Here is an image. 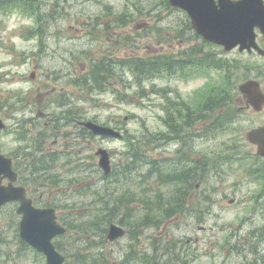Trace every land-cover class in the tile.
<instances>
[{"label": "rangeland", "instance_id": "rangeland-1", "mask_svg": "<svg viewBox=\"0 0 264 264\" xmlns=\"http://www.w3.org/2000/svg\"><path fill=\"white\" fill-rule=\"evenodd\" d=\"M48 1L45 0V4ZM86 1L70 0L64 6L68 9L58 12H49L47 6L38 10L39 5L27 3V6L37 7L38 11L31 14L17 5L20 4L18 2L8 4L9 9H0V116L6 120L10 130L0 135V150L10 154L18 146L15 140L17 125L26 114L46 113L47 121L57 119L62 124L61 134L70 142H73L76 130L79 131L75 119H92L109 124L118 127L124 134L122 139L92 137L85 142L79 139L75 150L63 154V163L68 158L73 162L71 166L43 173L48 198L58 207L61 222L71 228L67 236L57 240L64 253L82 252L99 259L103 257H100L103 250L109 264H122L126 254L132 250L158 254L161 264H264V252L258 254L260 245L264 249L263 183L241 167L249 162L247 155L253 149L246 134L264 120L263 112L243 111L235 113V117L229 113L228 117L234 119L232 123L214 130L205 123L202 136L195 131L197 126L189 130L196 135L194 154H200L211 164L216 161L219 167L206 174L202 171L195 181L193 177V192L186 194V211L176 214L180 208L166 211L157 204L152 212L146 205H128L129 202L124 201L118 208V217L113 220L119 224L121 220L127 223L130 234L114 244L107 243L106 237L102 238L95 225L90 226V222L97 221V215L103 213L107 200L111 201L108 206L121 203L119 196H136L141 200L146 197L150 200L157 195L147 191L148 186L165 196H173L171 193L178 189L175 188L176 183L162 185L155 175L146 176L149 163H140L130 178L109 182L99 168L96 150L107 148L113 163L119 162L126 159L130 141L134 140L150 159L174 158L178 143L167 138L177 129L169 126L168 118L171 116L174 126L183 127L185 131L189 127L186 125L188 121L185 123L182 119L183 114L164 109V95L168 99L185 100L195 123H199L200 119L213 123L216 118H209L211 112L205 110L206 107L203 111L202 103L212 79L215 77L218 80L217 76H222L224 72H209L208 75L185 79H156V91L150 90L142 97L139 93L141 84L148 90L152 81L143 78L139 85L134 79L135 67L129 63H133L135 56H147L168 49L180 51L184 47L178 46V42L195 41L191 32L187 36L180 35L188 29L184 24L187 15L183 11L167 10L165 0ZM72 5L75 8L69 9ZM209 50L219 51L217 47ZM102 59L107 60L115 71L110 76H124L123 79L104 80L95 88L93 85V88L88 85L80 87L75 76H88L92 61ZM228 60L231 69L234 68L231 84L236 88L251 78L264 83V76H249L251 70L264 66V59L232 52ZM19 96L27 97L34 105L17 103L21 99ZM57 96H71L69 104L60 106L56 102ZM244 102H241L242 105ZM70 106L77 107L81 112H66L65 108ZM222 122L227 123L225 120ZM55 139L50 137L48 143L51 145ZM63 143L62 137L59 144L50 147L64 148ZM235 146L241 149L237 155L245 154L244 162L229 156L234 155ZM225 151L227 154L222 156ZM201 179L206 184L200 188ZM184 184L177 183L179 186ZM201 194L207 203L197 205L195 199L198 197L200 201ZM128 206L138 208L137 215L142 220H150L155 215L158 222L167 213L172 215L160 224L142 226L141 232L144 233L140 235V231L130 223L133 220L127 216ZM12 210V205L0 210V233L6 242L11 241L12 244L4 245L1 250H16L19 247L15 243L14 226L7 220ZM84 223L90 226L87 230ZM167 241L171 244L168 245L170 251L166 249ZM155 245H159L156 250ZM27 253L26 257L11 255L6 262L0 259V264H46L44 256H38L31 250ZM80 257L74 254L71 264H78ZM88 258L85 260L88 261Z\"/></svg>", "mask_w": 264, "mask_h": 264}, {"label": "water", "instance_id": "water-1", "mask_svg": "<svg viewBox=\"0 0 264 264\" xmlns=\"http://www.w3.org/2000/svg\"><path fill=\"white\" fill-rule=\"evenodd\" d=\"M170 3L185 10L191 18L193 28L205 39L225 46L227 51L234 49L238 44L241 50L255 46V28L260 27L264 33V2L263 0H170ZM249 101L260 109L264 103V95L259 83L248 81L240 86ZM94 133L122 137L121 133L113 128L104 127L94 122L84 123ZM4 127L0 121V129ZM249 139L257 142L260 152L264 155V128L257 129L248 135ZM101 155L100 166L109 173L110 155L106 149H99ZM4 177L12 181L16 175L12 169V162L0 154V207L8 201L19 200L18 210L23 214L21 221V237L47 256L48 264H63L65 256L59 253L52 243V239L61 235L66 228L56 222L54 209H36L32 201L26 197L24 188L15 187L12 183L3 185ZM125 229L112 224L109 230V239L115 240L124 236Z\"/></svg>", "mask_w": 264, "mask_h": 264}, {"label": "trees", "instance_id": "trees-1", "mask_svg": "<svg viewBox=\"0 0 264 264\" xmlns=\"http://www.w3.org/2000/svg\"><path fill=\"white\" fill-rule=\"evenodd\" d=\"M165 7L166 8H170L168 3H167V1H165ZM121 17H122V15H121ZM158 17L161 18V15H158ZM112 21H114V20H112ZM121 21H123V20L121 19ZM114 22H116V21H114ZM186 23H188V21H186ZM165 58L168 59V57H165ZM100 62L101 63H99L97 61L94 62V65H96L95 66V74H96V76H100V78L102 79L103 76H107V75L111 74V70L109 68V65L107 64L108 62H105L104 60H102ZM156 63H157L156 59H154V58L152 59V58H139L138 57V58H134L133 63L131 62L129 64L131 66L135 67V70H136L135 72L136 73L151 75V74L154 73L153 68L156 67ZM100 83H102V81H100ZM229 89L230 88H228L225 85L223 93H221V95L219 96V103L224 102L226 100L233 101L234 96H232V94H230V90ZM219 92H221V90ZM213 99L214 98L212 96L209 97L208 105H212L211 103H212ZM176 112L179 113V114H183V118L182 119H183V121H185V123H186V121H188L186 123V125L188 127H193L194 126L195 118L193 117V114H192L191 111H176ZM168 123H169L170 127L172 126L173 128L177 129V130H173L172 133L175 135V137L176 136L179 137L178 135L181 132L180 129L181 128L184 129V128L183 127L174 126V120H172L171 116L168 118ZM213 127H218V124H215ZM183 132H185V129H184ZM128 153L131 154V156H129V159H135V160L143 159V161H145V162L149 161V158L146 156L145 152L141 149V147L139 145L136 144V142H134V140L130 141V149H129ZM150 162H152V160ZM197 169H198V167H194V168H192L191 170H188V171L192 172L191 175L193 176L194 173L197 172ZM184 173H186V171H183L182 174H184ZM179 174H180V172L179 173L176 172L175 175H173V176L172 175L170 177L167 176V178L161 177V179H163L165 181L174 180V183H176L175 185H177L178 182H183V181H187L188 184H193L194 183V182H192L193 177H190L188 179H182L181 175H179ZM152 175L153 174H152V168H151L150 172L147 173L146 176L151 177ZM148 184L149 183H147L146 185H148ZM146 189H147V191H152L154 193L156 192L154 187H152V186H148V188H146ZM186 194H187V192H183V189H181V188L176 189V191L174 192V199L173 200H181V202H182V203H180L179 201H177L176 202V208L180 207L181 205H182L181 207H183V205H184V203L186 201ZM156 195H159V197H157V198H159V202H158V200H156L154 198V196L150 200L147 199L146 197H143L144 201H148L149 202V203H147V202L144 203L147 206V209L150 210V211H153L155 209V207L157 206V204H158V207L161 206L163 208V210L168 211L169 208L165 207L164 205H162V204L165 203V201L162 198V194L156 192ZM100 197H102V195ZM119 198H120L121 203L115 202V204H112V206H108V204H107L108 202H110V200L106 201V205H105V203L103 201V203H104L103 213L97 215V217H96V218H98L97 221L90 222L92 224L90 226L95 225L97 227L98 231L101 233L102 238H105V234L107 232V227H108L109 223L113 219H115V217H118L116 215H117V212L119 211V209H118L119 206L121 208V205L124 204L122 202L127 201V202H129L128 205H131L132 203H138L137 200H139L136 196H130V195L119 196ZM127 209H128L127 216L130 217L133 220V222H130V223L133 224V226L137 230L139 229V227L142 224H146L147 223V222H142L140 220V216L137 215V210L138 209L130 208L129 206L127 207ZM133 210L136 211V212H134V214H132ZM181 210L185 211L184 208H180L177 211L180 212ZM166 216L169 217L171 215L169 213H167ZM121 222H122V224L127 225V223H124L122 220H121ZM84 225H85V229L86 230L88 229V227H90L87 223H84ZM94 243L95 242H93V244ZM92 246H94V245H92ZM82 254L83 253L80 252V253L75 254V256H80ZM88 256L89 255H87V254H83L82 258L80 257L81 260L78 262V264H88L86 262V260H85L86 258H88ZM100 257H102V255H100Z\"/></svg>", "mask_w": 264, "mask_h": 264}, {"label": "flooded vegetation", "instance_id": "flooded-vegetation-1", "mask_svg": "<svg viewBox=\"0 0 264 264\" xmlns=\"http://www.w3.org/2000/svg\"><path fill=\"white\" fill-rule=\"evenodd\" d=\"M258 41H259V44L260 45L264 46V37L259 36ZM186 44H187V48H186L187 50H186V52L189 55V57H191L193 55V53H197L198 52V49H200L201 55H203V56L206 55L205 52H206V46L207 45L204 42L197 43L195 47H193V45H195L193 41H186ZM252 76H264V73H259V74L258 73H254ZM250 108L251 107L248 106V105L240 106V107H238V111L239 112H242V111L248 110ZM263 113H264V109H263ZM233 117H235V116H233ZM259 126H264V120H261V122L256 127H259ZM255 149H257V146L256 145H253V149H252V152H251L253 155H255ZM255 163H260V164H259L258 168H256V169L253 170L254 175L255 176H257V175L263 176L264 175V158L261 157V156L260 157L259 156L258 157H255ZM29 189L32 190L33 188L29 187ZM48 202L49 201H44L43 202V206H47L49 204ZM256 237L261 238L260 236H256ZM169 242L170 241L165 242V243H167L166 249L168 251H170V249H171V248L168 247V245H171V244H168ZM254 244H255V242H254ZM158 246L159 245H156V249L158 248ZM260 251L262 253L264 252V249H263V246L262 245H260V248L258 250V254H259ZM165 254H167V253H164V255ZM157 257L160 258L161 256L157 255ZM166 261L169 263V260H166ZM153 264H161V260L156 261Z\"/></svg>", "mask_w": 264, "mask_h": 264}, {"label": "bare ground", "instance_id": "bare-ground-1", "mask_svg": "<svg viewBox=\"0 0 264 264\" xmlns=\"http://www.w3.org/2000/svg\"><path fill=\"white\" fill-rule=\"evenodd\" d=\"M177 201H179L180 203H182L181 200H173V201H171V202L169 203V206H170L171 209H175V208H176V202H177ZM181 206H182V205H181ZM181 206L178 207V208H181Z\"/></svg>", "mask_w": 264, "mask_h": 264}]
</instances>
